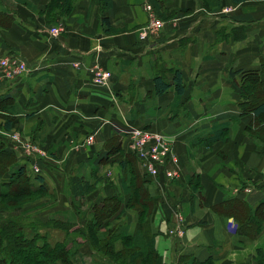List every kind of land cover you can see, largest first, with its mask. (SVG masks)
I'll return each instance as SVG.
<instances>
[{
    "label": "crops",
    "instance_id": "crops-1",
    "mask_svg": "<svg viewBox=\"0 0 264 264\" xmlns=\"http://www.w3.org/2000/svg\"><path fill=\"white\" fill-rule=\"evenodd\" d=\"M49 1L0 0V21L12 18L9 26L0 24V59L15 58L27 67L11 81L0 69V98L12 99L10 113H0V144L16 164L0 176V222L72 218L68 182L76 177L96 182L85 198L89 208L121 198L112 224L151 242L163 264H264V206L263 215L255 211L264 202V140L255 133L254 115L242 113L237 86L242 72L260 69L264 0H79L67 16L52 21L43 14ZM147 6L164 26L141 37ZM103 18L117 32L105 33ZM54 27L62 31L53 35ZM94 65L111 74L107 85L94 83ZM175 72L184 85L180 101L173 87L155 95L154 77L171 84ZM222 124H228L226 133L209 142L213 126ZM131 129L173 140L174 179L149 177L130 156L124 133ZM4 130L20 133L37 152L15 147ZM112 143L122 153L119 160L116 151L109 154ZM120 160L133 175L130 182H140L146 193L148 213L127 206ZM19 166L26 167L34 188L44 187L26 203L31 207L25 217L11 203L9 178ZM2 191L8 199L1 202ZM177 215L181 237L169 235L177 230ZM252 217L258 225L248 222Z\"/></svg>",
    "mask_w": 264,
    "mask_h": 264
},
{
    "label": "trees",
    "instance_id": "trees-1",
    "mask_svg": "<svg viewBox=\"0 0 264 264\" xmlns=\"http://www.w3.org/2000/svg\"><path fill=\"white\" fill-rule=\"evenodd\" d=\"M14 1L18 4H28V0ZM78 1L50 0L45 6L43 14L50 21L57 17L67 16L75 8ZM208 1L213 2L214 0ZM233 1L238 3L245 0ZM1 15L4 14H0V18L2 17ZM11 19V16L6 15L3 22L0 21V24L2 23L7 27ZM101 23L105 33L117 32L110 28L106 18H103ZM234 75L235 73L232 71L228 72V76L232 81H234ZM237 86L240 92L239 105L243 110L242 113L251 112L257 124L261 120L262 123L259 124H262V128H259L261 133L259 132L258 135L260 136L261 134L264 137V56L260 58V69L254 72H242L240 83ZM171 87L174 88L175 102L180 101L184 94V85L178 72L174 73L171 84L166 83L159 76L154 77L153 93L155 95H163ZM11 104L12 99L10 97L0 98V113H10ZM172 106H174V102L169 107V110ZM9 127L10 120H7L6 128L9 129ZM227 129L228 124L213 126L211 134L215 136L208 138V141L211 143L217 141L226 133ZM112 142L114 141L112 140ZM112 144L114 145L113 153L109 151V154L114 155V152L119 148L116 143ZM261 148H259V153L264 154V150ZM116 152V158L119 160L122 153L120 150L119 154L118 151ZM12 154L0 144V176H3L5 172H9V168L16 165L13 159L14 154ZM119 163L125 173V181L127 180V182H122L124 191L126 193L130 192L127 206L137 210V212L141 210V212L148 213L149 204L146 193L140 187V182H130L133 175L128 176L126 174L124 160H120ZM80 181L73 177L71 182H68L71 192V205L74 212L73 217L79 221V225L70 224L69 220H64L65 222L58 219H43L36 222L26 220L22 223L19 219L7 218L1 221L3 223L0 222V264H74L76 262L74 261L75 257H79V262L82 264V260L85 257L81 254V248L83 247H88L89 251L91 250L94 255L101 258V261L98 260V262L91 260L90 264H163L161 258L153 249L151 242L144 244L138 235L135 237L128 235L126 228H123L122 224H112V220L119 218L117 213H119L122 205L121 198H106L99 203L92 204L88 211L84 210L83 207L86 206L85 198L94 191L96 182L84 183ZM9 182L12 184L10 193L12 196V207L14 208L24 203L25 199H37L44 190L42 185L37 188L31 185L30 177L24 166H19L17 172H11ZM6 196L7 193L5 194L2 191L1 202ZM7 206V204L3 205V207ZM259 206L255 211L263 215L261 209L264 206V202ZM248 222L258 225L257 220L253 217L249 218ZM56 229L65 230L66 234L63 239L52 242L48 235L52 230L58 231ZM204 264L210 263L206 262Z\"/></svg>",
    "mask_w": 264,
    "mask_h": 264
},
{
    "label": "built area",
    "instance_id": "built-area-1",
    "mask_svg": "<svg viewBox=\"0 0 264 264\" xmlns=\"http://www.w3.org/2000/svg\"><path fill=\"white\" fill-rule=\"evenodd\" d=\"M146 11L148 14L147 24L140 30L141 37L157 35L164 26V22L155 16L150 6L146 7ZM59 31H62V29L56 27L50 30L53 35H56ZM0 68L3 71V76L9 81L27 72V67L23 62L9 57L0 59ZM89 73L92 75L94 83L101 87L107 85L111 77L109 72L96 65L89 69ZM3 135L15 147L30 153L37 152L35 146L25 143L18 134L3 131ZM124 137L126 138L128 153L138 161L149 177L155 179L163 170L165 172L164 179L172 180L175 178V173L165 168L166 163L176 161V157L172 152L173 140L171 138L145 129H131L124 133ZM88 141H92V137H89ZM34 171L38 172L36 168H34ZM176 218L179 222L177 230L169 231V235L172 236L176 233L177 237H181L184 234L183 229H181L182 218L178 215Z\"/></svg>",
    "mask_w": 264,
    "mask_h": 264
},
{
    "label": "rangeland",
    "instance_id": "rangeland-1",
    "mask_svg": "<svg viewBox=\"0 0 264 264\" xmlns=\"http://www.w3.org/2000/svg\"><path fill=\"white\" fill-rule=\"evenodd\" d=\"M144 26H142V28H143ZM142 28H140V29H138V30H141ZM9 58H11V57H9ZM1 69V68H0ZM1 72H2V75H3V71H2V69H1ZM4 77V76H3ZM5 78V77H4ZM6 79V78H5ZM7 80V79H6ZM9 81V80H8ZM259 123H262L261 122V120L258 122V124L256 123L255 125H254V127H256V130H255V133H256V135L258 136V137H260V138H263V140H264V137L260 134V136L258 135V133L260 132L261 133V131L259 130V128L261 127L262 128V124H259ZM5 131V130H4ZM10 133H16V134H18L20 137H21V139L25 142V143H28L29 145H31V146H35V145H33V144H31V143H29V142H27L24 138H23V136L20 134V133H18V132H10ZM35 147H37V146H35ZM262 150H264V146H262V148H261ZM172 152H173V146H172ZM174 154V153H173ZM177 163V158H176V161L175 162H171V163H166L165 164V168L166 169H168V170H170L169 169V166L171 165V164H176ZM164 173L165 172H163V170H161L160 171V173H159V175H162L163 177H164ZM39 198V197H38ZM20 199V198H19ZM32 198H30V199H25V202L24 203H22L21 205H19V210L18 211H20V212H22V213H20V215H21V217H25V215H26V213L27 212H29V209L30 208H27V207H31V205H29L28 206V204L26 205V203L27 202H29L30 200H31ZM21 200H23V199H21ZM25 204V206H23ZM23 206V207H22ZM34 206H36V205H34ZM83 209L84 210H89V207H87V206H84L83 207ZM64 216V215H63ZM71 216V215H70ZM23 219H28V218H23ZM50 219H58V220H63V222H65L64 220H69L68 222L70 223V224H73V225H79L78 224V220H76L74 217H72V218H70V217H57V216H53V217H51ZM16 220V219H15ZM20 220V219H19ZM30 220H33V221H42L43 219H42V217H35V218H33V219H30ZM46 220H49V219H46ZM2 221H4V219L2 220ZM26 220H24V221H20V222H25ZM1 223H3V222H1ZM0 223V224H1ZM56 230H58V231H54V230H52L51 231V233H49V235H48V237H49V239L52 241V242H54L55 240H61V239H63L64 237H65V234H66V231L65 230H62V229H56ZM86 249L87 250V252L89 253V255H87V256H85L86 254L84 253V251H83V249ZM81 254L83 255V256H85V259L83 258V263H88L89 262V259H90V257H91V259L92 260H94V261H97L98 262V260H100L101 261V258H98L96 255H94L92 252H91V250L89 251V248L88 247H83V248H81ZM74 261H79V257H75L74 258ZM79 263V262H78Z\"/></svg>",
    "mask_w": 264,
    "mask_h": 264
}]
</instances>
